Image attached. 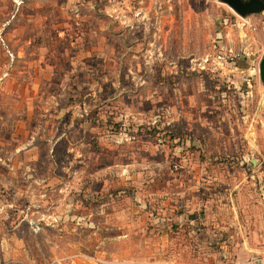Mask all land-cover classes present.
I'll return each mask as SVG.
<instances>
[{
	"label": "rangeland",
	"instance_id": "obj_1",
	"mask_svg": "<svg viewBox=\"0 0 264 264\" xmlns=\"http://www.w3.org/2000/svg\"><path fill=\"white\" fill-rule=\"evenodd\" d=\"M48 1L1 17L0 118L37 153L0 264H264V11Z\"/></svg>",
	"mask_w": 264,
	"mask_h": 264
},
{
	"label": "crops",
	"instance_id": "obj_2",
	"mask_svg": "<svg viewBox=\"0 0 264 264\" xmlns=\"http://www.w3.org/2000/svg\"><path fill=\"white\" fill-rule=\"evenodd\" d=\"M42 1L43 0H41V2ZM44 2V6L47 7L49 1L44 0ZM8 3V0H0V29H3L8 24V30L13 29V31H16L19 27L17 22L20 20L1 21L2 14H4V11L8 8ZM42 9L43 6L39 7V14L38 12H35L34 14L26 12L24 17L28 19V21H26L24 28L29 26L28 23H31L36 29H41L43 27L44 23L42 20L45 18L46 23L48 16L47 13L42 12ZM37 18L39 21L36 20ZM13 31L10 32V36L13 34ZM8 66V61L5 59L4 55L0 53V71H3L4 75L7 74L5 69ZM11 70H13V68ZM11 115L10 112L9 116L0 118V127H3V129L0 128V222L5 218L4 215L7 212L8 207L14 208L18 206V202L22 199L24 194L21 188V181L27 183L30 182L28 178L31 176V170H33L30 165L31 159H29V156L34 153V145H31L29 141L32 137H28L27 134L24 135L22 133L18 135V123H21L19 126H24L25 123H23V121L18 122L17 118ZM18 141L20 142L19 144ZM36 153L37 151L34 154ZM30 186L31 185L25 188V193H28L27 188L29 189ZM15 219L16 218H12L10 221H15ZM253 251L255 252L256 250L253 249Z\"/></svg>",
	"mask_w": 264,
	"mask_h": 264
},
{
	"label": "water",
	"instance_id": "obj_3",
	"mask_svg": "<svg viewBox=\"0 0 264 264\" xmlns=\"http://www.w3.org/2000/svg\"><path fill=\"white\" fill-rule=\"evenodd\" d=\"M220 2L242 18L264 11V0H220ZM258 74L260 82L264 85V57L259 61ZM254 162L252 161L253 164Z\"/></svg>",
	"mask_w": 264,
	"mask_h": 264
}]
</instances>
